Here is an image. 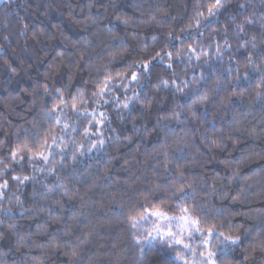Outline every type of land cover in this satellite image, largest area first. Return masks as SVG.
<instances>
[{
	"label": "snow or ice",
	"instance_id": "obj_1",
	"mask_svg": "<svg viewBox=\"0 0 264 264\" xmlns=\"http://www.w3.org/2000/svg\"><path fill=\"white\" fill-rule=\"evenodd\" d=\"M14 2L0 0L5 7ZM66 6L71 14L72 5ZM128 6L132 14L121 10L120 0L77 4L80 15L72 22L84 35L77 41L67 37L62 41L71 44V55L59 52L42 80L21 89L20 96L0 99L9 115L24 103L25 96L30 98L28 112L38 109L44 114L31 121L17 114L31 125L32 134L20 124L14 144L0 139V150L8 148L0 159V243L24 257L20 264H56L60 257V264H119L118 254L110 250L105 251L103 261L97 260V247L105 245L96 241V227H111L113 217L105 214L96 225L82 210H73L80 188L70 186L74 182L99 187L80 177L92 174L85 171L91 166L83 158L94 159L93 150L100 153L109 146L105 128L117 131L108 112L111 108L120 124L131 123L135 133L123 139L113 137L117 149L125 141L138 140L139 152L141 145L151 141L144 155L146 162H153L152 177H130L123 187H117L118 182L110 185L114 191L108 212L127 221L137 264L149 255H159L161 264H264V0H259V7L253 0H193V14L180 35L154 31L143 37L145 26L162 29L176 17L159 3L145 7L142 0H133ZM48 7L37 4L35 11ZM43 14L47 17L46 11ZM16 15L18 24L24 21ZM105 21L107 26L101 27ZM0 27L8 32L11 23ZM30 29L34 26L25 22L20 30L26 47L18 59L6 58L11 39L10 33L3 35L0 60L9 80L21 75L25 57L30 55ZM207 29H214L209 40L224 41L223 46L218 40L215 43L216 64L204 43L189 42L194 32L203 36ZM47 35L43 28L33 30L38 43H44ZM162 36H166L163 41ZM150 44H159V49L150 52ZM225 54L227 67H223ZM118 61H123L119 68ZM196 68L201 70L199 76ZM62 70L67 82L56 79ZM76 74L83 81L81 86H74ZM69 150L72 166L66 163ZM237 152L241 153L238 157ZM225 153L228 158L221 160ZM213 161L222 165L223 175L215 170L208 174ZM25 163L33 172L56 180L43 184L42 192L34 191L33 207H25L16 193L8 195L11 181L20 192L33 180L29 175H12ZM81 163L84 167H77ZM111 166L109 160L104 171L96 169L95 175L109 181ZM137 182L142 186L135 187ZM12 199L14 207L23 209L20 219L44 213L48 218L34 233L21 232L12 215L14 207H3L4 201ZM79 202L84 203L83 196ZM116 248L113 243L111 249ZM7 254L0 251V264H6Z\"/></svg>",
	"mask_w": 264,
	"mask_h": 264
},
{
	"label": "trees",
	"instance_id": "obj_2",
	"mask_svg": "<svg viewBox=\"0 0 264 264\" xmlns=\"http://www.w3.org/2000/svg\"><path fill=\"white\" fill-rule=\"evenodd\" d=\"M106 2V0H105ZM145 7L149 4L159 3L162 6L169 9L171 14L176 17L174 21L171 22L170 26H165L162 29H153L145 26V31L141 32V37H143L146 33H153L155 31L156 34L159 32L167 33L168 31H174L176 35L181 34V28L184 26L188 19L193 14V0H142ZM88 0H15L14 3L10 4L8 7L5 5H0V25L3 23L10 22L11 27L8 32H5L2 27H0V45H3L5 42L3 41V35L10 33L11 44L8 48L7 57L10 60L14 58L18 59L20 55H24L23 50L26 47L25 37L21 36L20 30L23 28V24L26 22L29 25H33L34 29H30L27 33V47L30 55L25 57L24 68L21 71V75L17 77H13L9 80V74L5 71V67L3 65V60H0V99L9 98V94L12 97L20 96L21 89L29 87L33 81L42 80L43 74L49 71V65L54 63V57L59 52H64L66 54L71 55L72 47L71 44L62 43L65 37L68 38L69 41H77L84 35L81 31V28L74 24L72 21L74 18L80 15V8L77 7L79 4L81 7L86 6ZM133 3V0H120L121 10L127 12L128 14H132V9L128 5ZM253 3L259 7V0H253ZM21 4L24 6L21 7ZM37 4L40 5H49L47 9L42 8L41 12L37 13L35 11V6ZM68 4L72 5L73 11L69 12V8L66 6ZM47 12V17L43 14ZM6 13H11V15L5 17ZM24 17V21L17 23V15ZM114 18V17H113ZM150 19V15L147 17ZM107 22L101 27H106ZM219 27H223V21L219 25ZM43 28L48 33L47 36L43 37L44 43H38L37 40L33 39V30L39 32L40 29ZM214 29H207L204 31L203 36L197 35L195 32L193 33L194 39L189 41L193 44L204 43L206 50L210 51L212 63L216 64V54H215V43L218 40L219 44L223 46L224 41L217 37H213L212 40H209V33L213 32ZM49 36H54V39H49ZM166 39V36L161 37V41ZM133 44L138 42L132 41ZM211 43L212 48H207V45ZM233 46L235 47V40H232ZM153 48L159 49V44L149 46V51ZM43 49V50H41ZM123 61L117 62V67L119 68L122 65ZM195 61H193V65H195ZM229 61L227 59V54L224 56V65L223 67H227ZM200 69L196 68L195 74L199 76ZM205 71H207V67H205ZM162 74V73H161ZM192 73L189 72V76ZM63 78L65 82H67V76L64 75V71L62 70L57 76L56 79L60 80ZM87 79V77H84ZM155 78V77H154ZM74 86H81L83 81L80 79L79 74L74 76ZM130 94V93H129ZM24 103L18 104L16 106V111L11 115L4 109L3 105L0 104V128L3 129L0 132V139H4L10 141L14 144L15 142V132L20 124H24L25 128H29V135L32 134L31 125L25 123V120L20 119V115H23L27 120H39L43 117V113H40L37 110H33L32 112H28L27 105L30 103L29 97H23ZM119 107V105H117ZM255 111V109H253ZM109 115L113 120V127L117 129L116 132H111L107 128H105V139L107 141L108 147L102 150L100 153H97L96 150H93L90 153V156L94 157V159L83 158V160L89 164L90 169H85L86 172H91V175H85L80 177L81 181L89 182L95 181L98 183L99 187H94L91 183H82L80 185H76L74 182L70 185L75 188L79 186L80 193L79 196L75 197L77 201L74 205L75 211L82 210L86 216H89L90 220L93 224L99 225L103 222L105 218V214L113 217L111 227L101 228L99 226L96 227V233H99L95 237L98 244H104V248L97 247V252L99 253L97 260L103 261L105 259L104 253L106 250L114 251L118 254L119 264H137V252L133 250L131 237L129 235L128 223L123 216L117 218L112 213L108 212V203L111 199V193L114 191V188L110 185H113L114 182H118L117 187H123L125 180H128L130 177L139 176L141 180H144L145 177L151 178V164L153 163L151 160L145 161L144 155V147H150L151 141H146L145 145H141V150L139 152L136 151V147L139 144L137 140L133 144H127L125 141L119 149H117L113 142V137L119 136L121 139L127 136H134L135 133L132 131L131 123L127 125L120 124L119 120L116 118V113L114 109H108ZM20 114V115H17ZM241 119L243 116H240V112L235 113ZM139 127V124L137 125ZM38 131L41 133L43 129L38 128ZM70 139V138H69ZM79 139V137H78ZM8 152V148L4 147L0 150V159L4 158V154ZM235 156H240L241 153L237 152L234 154ZM227 157V153L223 154L220 159L223 160ZM59 160V156L56 157ZM112 161L111 170L107 173V175L111 178L109 181L105 182L104 180L99 179L98 176L95 175V170L100 169L101 172L104 171V165L109 161ZM127 161V164L125 163ZM139 161V162H138ZM66 163L69 166H72L71 160V150L66 154ZM79 168L84 167V163L77 165ZM255 167V165H253ZM213 170L219 172L221 175L224 174L225 170L222 165L218 164L216 161L212 162V165L207 169L208 174L212 175ZM12 175H29L34 177L33 180L27 182L24 186L21 187L20 192H17V184L15 181H11V187L8 190V195L12 196L13 193L21 196V199L25 202V207H33V193L42 192L44 189L42 188L43 184H54L56 180L53 176L47 175L46 173L33 172L32 167L25 163L24 167L21 169L19 166L16 167L15 172ZM47 175V178H45ZM211 182V181H209ZM142 185L137 182L135 187L139 188ZM92 188V191L89 192L88 189ZM80 196H83L84 203L81 204L79 202ZM59 198V197H58ZM39 199V196H37ZM51 204H55V201H51ZM130 203V201H128ZM65 204L67 206V201L65 200ZM16 205L15 199H12L11 202L4 201L3 207L9 208L14 207ZM23 211V209L19 207H14V211L12 215L16 218V222H18V227L21 232L34 233L36 231L37 225L42 223L43 220L47 217V214L44 213L40 216L33 217L31 215L27 216L25 219H20L19 212ZM56 211V209H54ZM66 215H71L70 212L66 213ZM57 225H54L53 228H50L49 231H53ZM103 237V239H101ZM115 243L117 245L116 249H111V245ZM10 246L7 244L0 243V251L8 253L4 259L6 264H20L21 260L24 259L20 253L11 251ZM237 259L241 258V254H238ZM116 259V257H114ZM63 260V257H60L56 264H60V261ZM143 264H161V257L159 255H149L143 260Z\"/></svg>",
	"mask_w": 264,
	"mask_h": 264
},
{
	"label": "rangeland",
	"instance_id": "obj_3",
	"mask_svg": "<svg viewBox=\"0 0 264 264\" xmlns=\"http://www.w3.org/2000/svg\"><path fill=\"white\" fill-rule=\"evenodd\" d=\"M0 5H2V4H0Z\"/></svg>",
	"mask_w": 264,
	"mask_h": 264
}]
</instances>
